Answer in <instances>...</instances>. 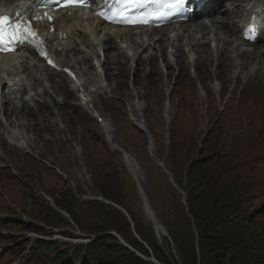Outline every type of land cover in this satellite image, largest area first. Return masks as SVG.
Returning <instances> with one entry per match:
<instances>
[{
	"label": "rangeland",
	"instance_id": "374dc122",
	"mask_svg": "<svg viewBox=\"0 0 264 264\" xmlns=\"http://www.w3.org/2000/svg\"><path fill=\"white\" fill-rule=\"evenodd\" d=\"M227 2L228 0H223L221 4L225 5ZM146 51L140 54L143 62L137 70L133 68L130 72L129 66L120 64L124 66L123 76L119 70L117 72L116 66L109 65L107 82L115 88L108 94L110 103L101 100L102 105L97 104V112L106 118L112 128L108 135L110 143L117 145L136 162L134 168L140 187L157 222L165 226L166 236L156 235L144 209L135 178L128 172L121 153L113 154L106 144V137L100 125L89 115L81 114V107L71 105L76 103L77 99L74 93H70L69 98L65 100L66 104L62 106L64 119L70 127L69 133L56 136L52 132L55 141L52 138H42L35 147L39 151H34L38 155L33 156L15 147L7 149L3 144L5 142H2V149L7 156L3 159L4 162H0V264H50L54 254H60L62 249L71 247L53 241L56 235L70 240H91V236L97 231L94 228L103 226L94 214L89 215L85 207L92 200L91 197L99 198L95 184L107 185L116 195H121L124 198L123 206L129 208L147 239L159 247L171 250L173 242L168 233H179L182 237L187 235L185 225L182 219L180 220L179 208L183 206V195L180 193L182 190L175 188L176 185L173 186L167 173L153 157L166 163L169 169L177 170L182 179L188 164L196 158L217 157L221 166L230 165L237 170L241 169L238 173L244 179L245 191L248 197L253 198L252 225L264 229V87L258 84L253 86L255 93H258L256 96L242 95L241 91L247 85L245 80L238 79L232 84L236 91L233 94L229 92V79H225L224 73H220L219 78L225 81L224 90L220 91L219 96H215L210 90L211 85L216 82L209 75V69L211 74L213 72L210 64L203 70L209 79L203 76L205 81L203 78L194 79L193 83L191 77L195 76L194 72L190 78L186 74L191 68H178V72L168 66L166 83L162 75L165 69L159 67L160 60L152 61L154 70L150 73L148 70L146 74ZM112 52L109 57L114 54ZM181 53L186 55V52ZM83 69L87 71V65ZM93 72L91 71V75H94ZM180 72L181 79H177ZM199 83L208 89L206 97L204 94L199 96ZM132 84L139 100L144 104V109L138 118L134 114L131 116L143 122L144 130L151 137L150 145L146 132H140L134 127L125 110L126 105L136 100L132 94L129 96L130 93L135 94V91L131 92ZM166 85L171 86L169 90ZM165 89L170 93V107H167L168 103L165 101ZM49 92V96L53 95L56 99V96ZM122 95L127 97H120ZM51 108L54 109L52 106ZM41 132L39 130L36 134L41 136ZM74 145L79 150L77 153H74ZM8 154L16 157L11 160ZM47 158L51 161L46 160ZM51 166H54V170ZM114 205L124 212L109 205L104 213L110 216V220L118 222L128 240L136 246L142 245L151 254L148 243L134 234L133 222L126 210L120 205ZM68 207L78 216L82 227L74 223L65 212ZM51 211L69 225H46L43 218ZM51 221L57 222L55 217H51ZM176 225L178 230L175 229ZM191 231L193 233L192 228ZM62 232L68 235L64 236ZM115 235L118 236L119 242L127 243L117 232ZM33 242H42L51 249L39 252L33 247ZM130 250L136 259L129 264H153L149 261L153 256L146 257L139 251L132 248Z\"/></svg>",
	"mask_w": 264,
	"mask_h": 264
},
{
	"label": "bare ground",
	"instance_id": "6f19581e",
	"mask_svg": "<svg viewBox=\"0 0 264 264\" xmlns=\"http://www.w3.org/2000/svg\"><path fill=\"white\" fill-rule=\"evenodd\" d=\"M6 1L12 3V0ZM222 2L223 0H205L200 9H196L195 3L190 1L188 6L192 11L186 22L171 23L154 32L133 33V30L106 25L95 17L82 18L83 13L71 10L59 11L52 24L40 23L37 27L45 37L57 66L61 69L70 68L77 73L81 72L78 74L81 81L85 78L84 95L91 100L85 105L76 103H72V105L81 107V114L86 116L98 113L97 104L102 105L101 100L110 103L108 94L112 93L115 87L107 82L109 65L116 66L117 72L119 70L120 75L123 76L124 66L120 64L124 63L129 66L130 72L133 68L137 70L139 64L143 62L140 59V54L144 53V50L148 51L144 57V60L148 62L146 74L148 70L149 73L154 70V65L151 62L160 60L159 67L165 69L164 75L168 74V66L172 68L175 66L178 72L185 66L191 68L192 71L189 70L190 72H186V74L190 78L194 72L195 76L191 77L193 83L194 79L201 80L203 78V81H205L204 77L209 79L203 70L210 64V68L213 67V72L211 74L209 69V75L216 81L211 85L210 90L215 96L217 94L219 96L220 91L224 90L223 82L225 81L219 78L220 73L222 75L224 73L225 79H229L227 82L231 83L230 93L236 92L232 84L236 83L238 79H243L247 86L242 89V95L256 96L258 93H255L256 89L253 86L258 84V86L264 87V45L259 50L255 47L241 49L239 25L249 13L258 12L259 18V11L264 0H228L225 5H222ZM51 28L54 31H51ZM181 51L186 52V55ZM111 52L114 54L109 57ZM25 55V51L20 50L14 55L0 57V162H4L3 159L7 156L2 149L3 141L7 149L15 147L33 156L34 154L38 155L34 151L38 150L35 147L42 138H52L55 141L54 135L61 136L70 132L68 122L64 119L65 113L62 106L66 104L65 100L69 98L70 93L75 92L70 90L68 82L61 73L53 74L34 55L24 60ZM94 61L100 65L102 73H104V82L100 79V73L91 75V71H96ZM88 63L90 64L88 65ZM86 65L88 70L83 72ZM181 73L177 74V79H181L179 77ZM55 77L60 80H55ZM191 82L188 81L189 84ZM166 86L169 90L170 86ZM200 86L199 83L198 89L204 93L201 94L198 91L199 96L204 94L206 97L208 89L205 86ZM39 88H42L41 92ZM172 90L173 88H171ZM49 91L56 96V99L53 98V95L49 96ZM133 91L135 94L126 93L129 96L132 94L131 96L135 98L138 94L132 84L131 92ZM20 94L22 97H28L29 101L18 100ZM34 97L38 101H34ZM131 102V111L128 114L133 112L136 116H140L138 106L141 103L138 101L135 104L133 100ZM98 118L101 119V116ZM132 122L137 125L138 129L143 130L139 121L136 122L134 119ZM101 129L107 136L112 131L106 118H104ZM39 130L42 131L41 136L36 134ZM52 132L55 134L53 135ZM145 132L147 133L146 130ZM114 150L120 152L117 148ZM78 151L76 148L74 153ZM8 156L11 160L16 157V155L11 156L10 154ZM122 158L125 160L128 172L135 178L134 181L139 191H142L134 168L136 162L128 155L122 154ZM160 167L162 168V166ZM1 189L2 185H0ZM53 241L68 245L82 243L81 240H70L58 235L54 236Z\"/></svg>",
	"mask_w": 264,
	"mask_h": 264
},
{
	"label": "trees",
	"instance_id": "16d2710c",
	"mask_svg": "<svg viewBox=\"0 0 264 264\" xmlns=\"http://www.w3.org/2000/svg\"><path fill=\"white\" fill-rule=\"evenodd\" d=\"M166 168L175 185L183 192V206L179 210L187 233L185 237L179 233H168L173 242L171 250L147 239L129 208L123 206L124 198L121 195H116L107 185L95 184L100 196L126 210L135 233L148 243L151 254L142 245L136 246L128 240L118 222L110 220V216L104 213L109 205L93 201L85 207L89 215L94 214L103 225L94 228L97 230L94 235L96 239L73 246L71 250L62 249L60 254L53 253L52 260L58 264H129L136 256L116 238L98 239L106 232H117L130 248L146 257L152 255L159 264H264V229L252 225L253 198L248 197L245 191L244 179L238 173L241 169L221 166L217 157L198 158L187 166L183 179L178 176L177 170ZM65 210L72 221L82 227L71 208ZM51 217H55L57 222H52ZM43 221L49 227L69 225L54 211L48 212ZM175 229L178 230L177 225ZM61 234L68 235L66 232ZM36 245L38 251L51 249L42 242Z\"/></svg>",
	"mask_w": 264,
	"mask_h": 264
},
{
	"label": "snow or ice",
	"instance_id": "6c2138e0",
	"mask_svg": "<svg viewBox=\"0 0 264 264\" xmlns=\"http://www.w3.org/2000/svg\"><path fill=\"white\" fill-rule=\"evenodd\" d=\"M42 3L43 0H40ZM61 2L65 5L67 4H85L86 0H61ZM136 3L143 5L144 3H149L152 5H155V7L151 8L150 11L145 15L144 18L134 21H129L131 23H149L151 20H162L168 16H170L172 13L178 11L183 4L185 3V0H115V3L117 5L122 3ZM119 12V7L117 6L115 11L113 12V17ZM101 15H104L107 19V14L105 13H99ZM17 15V21L16 23H13L11 19L9 18L8 24L6 26L0 25V49H3L5 47V42H8V44L12 43H23L27 40H29V36H34V32L28 31L31 29V24L25 25L24 20L20 18L19 13ZM47 15V14H46ZM5 17L0 14V21H3ZM48 19H51L50 16H48ZM26 31H28V34H26ZM253 29L251 26H249L248 33L249 36L251 35ZM49 63H53L52 61H49Z\"/></svg>",
	"mask_w": 264,
	"mask_h": 264
},
{
	"label": "clouds",
	"instance_id": "9594fccd",
	"mask_svg": "<svg viewBox=\"0 0 264 264\" xmlns=\"http://www.w3.org/2000/svg\"><path fill=\"white\" fill-rule=\"evenodd\" d=\"M164 73H165V71H164ZM164 73H163V76L165 77V82H166V77H167V74L166 75H164ZM171 87V86H170ZM164 94H165V97H166V99H165V101H166V103H168L167 104V107H170V104H169V99H170V97H169V91L168 90H166L165 89V92H164ZM135 101L133 102V103H135L136 104V102H137V100L139 101V103H141L139 106H138V110H140L139 112H140V115H141V110L142 109H144V104H143V102L141 101V100H139V97L138 96H136L135 97ZM131 103L132 102H130L128 105H126L125 106V110H126V112H130L131 111ZM99 112V111H98ZM138 112V113H139ZM132 115L134 114L133 112L131 113ZM131 114H129L128 115V117H129V119L131 120V122L135 119V118H132V116H131ZM89 115V114H88ZM98 115L99 116H101V119H102V122H101V124H98V125H100V128L102 127V124H103V122H104V118L102 117V115L100 114V113H98ZM134 116L136 117V118H138V116H136L135 114H134ZM89 117H90V115H89ZM91 119H92V116L90 117ZM95 121V120H94ZM136 122H137V120H135ZM96 122V121H95ZM141 124V127H144V124H143V122H141V121H139ZM133 123V122H132ZM96 124H97V122H96ZM133 125H134V127H136V128H138L137 127V125L136 124H134L133 123ZM102 131H103V129H101ZM140 132H145V130H144V128H143V130L142 129H138ZM103 133H104V131H103ZM105 134V137H106V144H108L109 145V148H110V150L112 151V153L114 154V153H117L114 149L115 148H117V149H119L118 148V146L117 145H114V144H110V140H109V138H108V136H107V134L106 133H104ZM146 135H147V140H148V142H149V145H150V142H151V137H150V135H148L147 133H146ZM77 147L74 145V151H75V149H76ZM78 149V148H77ZM120 150V149H119ZM201 152V150H199V152L198 153H200ZM119 153H121V155L123 154L124 156L126 155L125 153H123L121 150H120V152ZM151 154V153H150ZM201 155V153L198 155V156H200ZM154 158V157H153ZM157 159V158H156ZM46 160H50L51 161V159L50 158H47ZM45 160V162H47ZM154 160V159H153ZM198 160V158H196V159H194L193 161L191 160L190 161V164L189 165H191L193 162H195V161H197ZM160 161V160H159ZM160 163H162L161 161H160ZM47 165H49L50 166V164L49 163H46ZM162 165H163V167H162V169H164V171L167 173V175L169 176V178H170V181L172 182V184H173V186H175V184H174V182H173V179H172V177H171V175H170V173L168 172V170H167V168H166V166H165V163H162ZM188 165V166H189ZM52 167V169L54 170V166H51ZM60 175H62L61 173H59ZM177 186H175V188H176ZM96 190V189H95ZM178 190V189H177ZM180 193L183 195V192H181L180 191ZM97 194V193H96ZM97 197H99V198H95V197H93L92 198V200L90 201V202H93V201H96V202H103V203H106L107 205H110V204H108V203H110V202H107V200L106 201H104L105 199L102 197V196H100L99 194H97ZM104 199V200H103ZM103 200V201H102ZM148 202V201H147ZM89 203V202H88ZM111 204H114V203H112L111 202ZM113 206V205H112ZM116 206V205H115ZM114 207V206H113ZM36 233V232H35ZM36 239V238H35ZM37 239H42V240H44V238H37ZM96 238H94V236H93V238L91 239V240H95ZM117 239V238H116ZM91 240H89V241H87V243H89ZM33 243H36V242H33ZM87 243H85V244H87ZM120 243V242H119ZM129 249V248H128ZM130 250V249H129ZM131 251V250H130ZM152 256V255H151ZM153 258V257H152ZM151 259H149V261H150ZM152 260H154V261H156L154 258L152 259ZM152 262V261H151ZM157 262V261H156ZM158 263V262H157ZM154 264V263H153ZM159 264V263H158Z\"/></svg>",
	"mask_w": 264,
	"mask_h": 264
},
{
	"label": "water",
	"instance_id": "95a60500",
	"mask_svg": "<svg viewBox=\"0 0 264 264\" xmlns=\"http://www.w3.org/2000/svg\"><path fill=\"white\" fill-rule=\"evenodd\" d=\"M206 136H207V135H206ZM206 136H205V137H206ZM205 137L201 140L202 143L204 142ZM200 153H201V152H200ZM200 153H198V155H199ZM125 156H127V155H125ZM153 159H154V161H155L159 166H162V167H163L162 163H160V161H159L158 159H156V158H153ZM139 192H140V196H141V199H142V203L144 204L145 210H146V212H147V214H148L149 219H150L151 222H152V225H153L154 230H155L156 232L161 231L160 226L156 224V219H155V217L153 216V214H152V212H151V210H150V207H149V205H148V202H147V199H146L144 193H143L142 191H139ZM108 204L113 205V206L116 207L117 209H120L119 207L115 206L114 204H111V203H108ZM99 237H113V238H117V236H116L113 232H107V233L103 234L102 236H98V239H99ZM122 245H123L124 247L128 248L124 243H122ZM150 261H152L154 264H158L156 261H154V260H152V259H151Z\"/></svg>",
	"mask_w": 264,
	"mask_h": 264
}]
</instances>
